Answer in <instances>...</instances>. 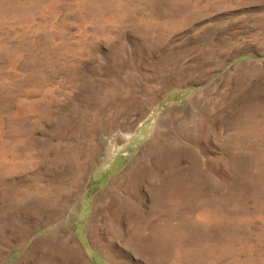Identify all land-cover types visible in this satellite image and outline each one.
I'll return each instance as SVG.
<instances>
[{
	"label": "rangeland",
	"instance_id": "rangeland-1",
	"mask_svg": "<svg viewBox=\"0 0 264 264\" xmlns=\"http://www.w3.org/2000/svg\"><path fill=\"white\" fill-rule=\"evenodd\" d=\"M0 264H264V0H0Z\"/></svg>",
	"mask_w": 264,
	"mask_h": 264
},
{
	"label": "crops",
	"instance_id": "crops-1",
	"mask_svg": "<svg viewBox=\"0 0 264 264\" xmlns=\"http://www.w3.org/2000/svg\"><path fill=\"white\" fill-rule=\"evenodd\" d=\"M73 252V251H72ZM73 253H75V252H73Z\"/></svg>",
	"mask_w": 264,
	"mask_h": 264
}]
</instances>
